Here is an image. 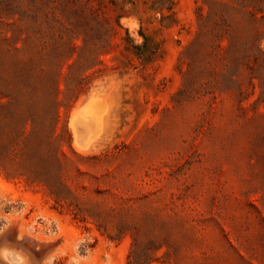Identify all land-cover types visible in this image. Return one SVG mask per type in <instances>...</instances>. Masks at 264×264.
Returning a JSON list of instances; mask_svg holds the SVG:
<instances>
[{
    "label": "rangeland",
    "instance_id": "374dc122",
    "mask_svg": "<svg viewBox=\"0 0 264 264\" xmlns=\"http://www.w3.org/2000/svg\"><path fill=\"white\" fill-rule=\"evenodd\" d=\"M0 245L264 264V0H0Z\"/></svg>",
    "mask_w": 264,
    "mask_h": 264
},
{
    "label": "bare ground",
    "instance_id": "6f19581e",
    "mask_svg": "<svg viewBox=\"0 0 264 264\" xmlns=\"http://www.w3.org/2000/svg\"><path fill=\"white\" fill-rule=\"evenodd\" d=\"M0 263L2 264H30L21 253L15 249L0 245Z\"/></svg>",
    "mask_w": 264,
    "mask_h": 264
},
{
    "label": "trees",
    "instance_id": "16d2710c",
    "mask_svg": "<svg viewBox=\"0 0 264 264\" xmlns=\"http://www.w3.org/2000/svg\"><path fill=\"white\" fill-rule=\"evenodd\" d=\"M172 8V7H171ZM171 8L169 9V10H171ZM218 38L220 39V40H223V39H226L227 37H224L223 35H218ZM143 48H146L147 47V39L146 38H144V44H143V46H142Z\"/></svg>",
    "mask_w": 264,
    "mask_h": 264
}]
</instances>
